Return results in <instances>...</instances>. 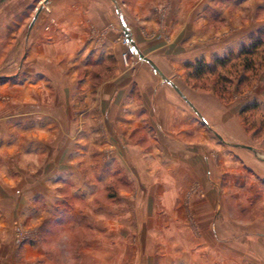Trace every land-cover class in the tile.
<instances>
[{"label":"crops","instance_id":"1","mask_svg":"<svg viewBox=\"0 0 264 264\" xmlns=\"http://www.w3.org/2000/svg\"><path fill=\"white\" fill-rule=\"evenodd\" d=\"M32 1L6 0L0 5V18L13 21L23 16ZM119 1L133 23L140 51L178 86L206 123L226 142L257 149L239 115L242 107L235 108L253 102L264 114V71L246 93L235 92L226 105L212 92L194 93L177 79L182 80L184 66L194 74L197 62L209 65L210 59L239 54L252 41L264 43V0ZM224 3L237 9L234 17L218 7ZM209 8L214 9L215 23H225L216 34L208 28ZM257 10L263 13L260 19L254 15ZM40 13L32 30L26 28L27 53L14 83L27 85L28 92L46 80L65 83V89L54 92V100L46 105L32 104L28 132H13L14 139L0 137V150L9 148L18 156L0 160V198L9 183L16 184L12 191L21 192L17 205L8 197L0 214H18L20 222L23 215H50L43 227L61 229L71 222L81 224L78 220L87 218L81 204L104 187L117 190L108 203L111 208L121 205L113 210L117 218L138 204L140 192L147 197L157 187L165 190V202H180L185 187L209 186L227 173L232 161L212 160L214 139H208L210 132L197 116L166 86H158L151 71L133 62L107 2L57 0ZM123 55H129L131 63ZM39 154L46 156L43 161ZM95 206L107 205L101 201ZM6 217L0 215L4 230L5 220L10 221Z\"/></svg>","mask_w":264,"mask_h":264},{"label":"rangeland","instance_id":"2","mask_svg":"<svg viewBox=\"0 0 264 264\" xmlns=\"http://www.w3.org/2000/svg\"><path fill=\"white\" fill-rule=\"evenodd\" d=\"M42 1L33 0L28 11L13 21L0 18L1 138L14 139L13 132L21 135L28 132L32 104L46 105L54 100V92L65 89V83L46 80L30 87L28 92L27 85L15 86L14 83L27 53L24 45L26 28ZM218 7L230 17L237 13V9L227 3ZM207 10V15L211 16L208 28L216 34L225 23H215L214 9ZM243 14L238 13V16ZM255 14L259 19L263 16L259 10L254 11ZM160 15L162 19L165 10ZM260 42L263 46V41ZM262 46L249 58L234 59L231 54L232 60L216 68L214 74L196 78L184 66L180 69L182 80H177L194 93L212 92L221 104L226 105L235 92L236 95L246 93L261 70L264 71V64L255 66L256 62H264ZM214 61L210 59L209 65ZM128 62L131 63L129 55ZM253 106V102L239 105L235 111L242 107L239 115L245 130L252 135V146L255 144L257 148L255 153L251 152L254 155L245 150L222 147L215 137L206 133L209 140L214 139L212 160L216 163L223 158L232 161L228 171L225 168L227 173L221 174L216 183L185 187L181 201L174 203L165 202V190L154 187L147 197L138 193V204L128 209L130 213L117 214V218L113 210L121 205L108 206L117 190L114 189V193L113 188L104 187L103 191L92 194L95 196L93 201L81 204L82 211H87L86 219L91 229L85 225L86 219L78 220L81 224L71 222L61 229L43 227L50 217L49 212L46 213L49 216L41 215L37 219L30 214L24 218L22 214L21 222L18 214L2 213V219L7 215L10 221L5 220L7 229L0 226V264H264V114L255 107L249 110ZM10 146L14 150V144ZM8 149L0 150V160L18 157ZM45 157L39 154L40 161ZM14 185V182L9 183V188L3 191L0 209L8 206V197L15 199L17 205L21 192L12 191ZM121 189L125 193L132 192L129 188ZM101 201L106 208L96 209L95 205ZM64 208L67 211L69 205Z\"/></svg>","mask_w":264,"mask_h":264},{"label":"water","instance_id":"3","mask_svg":"<svg viewBox=\"0 0 264 264\" xmlns=\"http://www.w3.org/2000/svg\"><path fill=\"white\" fill-rule=\"evenodd\" d=\"M6 0H0V5H2ZM57 0H43L42 3L38 6L36 11L34 12V17L32 18L31 22L29 23L27 29L28 32H30L34 25V22L38 18V16L41 14L40 12L44 10H49L50 6ZM108 3L110 6V9L114 12V15L118 21V24L120 26L121 30V36L123 38V41H125L126 49L133 57V62L135 64H138L141 68L145 67L147 70L151 71L153 75L158 79V86H166L177 98L179 101L183 103V105L192 112L197 118L200 120L201 124L205 127L207 131H209L218 141L220 144L233 147V148H242L246 149L248 151H251L252 153H255V149L253 150L251 147L244 146V145H236L229 142H226L224 139H222L216 131H214L208 123L204 120L202 116L198 113L197 109L194 107V105L188 101L181 90L178 88V86L174 85V83L168 79L162 71H160L154 62L148 57L145 56L144 53H142L139 49L137 41H135V31L133 23L130 19V16L126 11H124L122 4L119 0H104Z\"/></svg>","mask_w":264,"mask_h":264},{"label":"trees","instance_id":"4","mask_svg":"<svg viewBox=\"0 0 264 264\" xmlns=\"http://www.w3.org/2000/svg\"><path fill=\"white\" fill-rule=\"evenodd\" d=\"M262 46V43L260 42V40H256V41H252L249 47L243 48L239 54L235 55V58H240L242 56H245L246 58H249V56H251L254 52V50L258 49L259 47ZM232 59L230 58H224V59H216L212 65H207L206 63L204 64L203 62H197L194 65V77H201L204 76L205 74H214L216 72V68L223 66L225 64H227L229 61H231ZM254 108V107H252ZM252 108H250L249 110H252ZM247 112V111H244Z\"/></svg>","mask_w":264,"mask_h":264},{"label":"built area","instance_id":"5","mask_svg":"<svg viewBox=\"0 0 264 264\" xmlns=\"http://www.w3.org/2000/svg\"><path fill=\"white\" fill-rule=\"evenodd\" d=\"M123 58L126 59L127 57L125 55H123Z\"/></svg>","mask_w":264,"mask_h":264}]
</instances>
